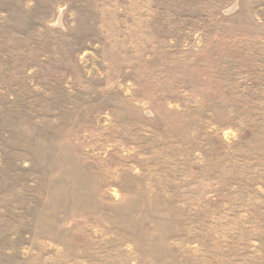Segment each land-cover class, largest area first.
Instances as JSON below:
<instances>
[{"label": "rangeland", "instance_id": "1", "mask_svg": "<svg viewBox=\"0 0 264 264\" xmlns=\"http://www.w3.org/2000/svg\"><path fill=\"white\" fill-rule=\"evenodd\" d=\"M0 264H264V0H0Z\"/></svg>", "mask_w": 264, "mask_h": 264}]
</instances>
